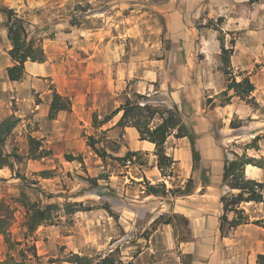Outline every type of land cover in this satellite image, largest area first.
Instances as JSON below:
<instances>
[{
    "label": "rangeland",
    "instance_id": "1",
    "mask_svg": "<svg viewBox=\"0 0 264 264\" xmlns=\"http://www.w3.org/2000/svg\"><path fill=\"white\" fill-rule=\"evenodd\" d=\"M21 1L17 8L19 11H13L26 22L29 36L41 39L45 61L56 65L58 73H69L77 90L82 87L85 90L92 81L103 86L100 97L103 116L135 93L144 95L153 105L175 104L179 110H183L185 121L192 116L208 114L206 117H213L209 125L206 123L207 129L214 131V142H219L226 149L228 159H232L237 152L258 160L262 167H259L260 174L256 181L264 184V115L260 118L259 113L254 111L253 115L240 114L242 119L237 114L229 118L219 110L224 106V97L218 93L211 98L213 94L205 90L203 77L207 72L204 67L206 65L214 70L216 56L219 57L217 68L221 74L216 77L211 75L212 83L224 81L227 85V75L220 69L221 49L217 50L212 43L218 41L221 48L222 40L225 48L234 49L237 36L221 30L223 18H211L210 11L205 10L210 0ZM3 8L7 7L0 0V28L4 27L6 20L1 12ZM56 34H61L58 35L60 39ZM243 42H250L253 52L264 51V41ZM261 66L264 64L254 66L253 72ZM231 72L236 81L244 74L234 71L232 66ZM45 78L41 76V80ZM27 96H21V106L12 101L11 108L23 114L20 118L10 116L17 119V124L5 141L4 151L11 155L13 169H9L10 174L6 178L0 176V206L11 211V232L16 240H20L24 221V209L19 204L21 197L40 202L42 206L58 205L53 223L39 226L29 239L34 243L37 254L31 264H72L67 261L71 254L95 261L114 250L123 261L134 264H177L178 257L181 264L188 261L175 249L165 250L162 234L154 233L159 225L166 223H153L159 216L152 223L149 222L160 209L167 210L176 203L189 206V203L180 202L176 192L166 197L159 196L158 199L144 198L147 193L142 174L154 164L155 158L152 152L140 151L130 158L131 162L115 159L125 155V148L131 151L138 140L131 139L125 129H109L117 116L103 128L94 129L90 122L80 131L84 142L87 136H94L96 148L104 149L109 156L102 159L86 145L87 151L79 155L80 160L68 161L65 155L70 153L63 152L58 141L49 139L58 146L53 149L52 142L43 143L39 138L41 134H48L50 119L37 120L33 113V102L47 103L49 95L32 91L33 102H29L30 97ZM242 101L247 104L245 100ZM247 106L253 110L259 108L257 104ZM259 112L264 114V106ZM93 113L99 115L97 110ZM231 121L238 127L232 128ZM30 137L40 143L36 152L43 150L49 154L36 159L29 157ZM256 137L257 146L248 148ZM179 141L170 137L165 145L166 153L171 155L173 152L178 159L177 169L181 164L189 167L192 163L191 154L185 153L183 147L178 145ZM210 142L211 139L208 142L199 140L197 148L201 155L200 168L207 165L212 171L211 164L215 158L221 161L222 152L215 146L212 150L211 144H208ZM114 143L120 147L117 152L111 151ZM255 170L248 165L245 171L252 174ZM199 171H193V176H190L194 182ZM185 173L178 169L174 177L172 170V176L163 178L162 182L152 183L147 178L146 181L150 184L164 183L166 189L174 191L187 181L181 182ZM148 175L151 173L148 172ZM90 179H95L96 183ZM202 192L204 190L200 189L198 194ZM67 203H77L89 207V210L67 214ZM194 203L200 204L201 201L192 198L191 204ZM206 203L210 205V202ZM174 222L176 224L177 221L174 219ZM260 224L264 225V219ZM172 230L177 241L181 225L172 227ZM5 256L6 246L0 235V263ZM206 263V258H199V264ZM191 264H195L194 258Z\"/></svg>",
    "mask_w": 264,
    "mask_h": 264
},
{
    "label": "crops",
    "instance_id": "2",
    "mask_svg": "<svg viewBox=\"0 0 264 264\" xmlns=\"http://www.w3.org/2000/svg\"><path fill=\"white\" fill-rule=\"evenodd\" d=\"M20 2L22 1L3 0V5L8 9L15 10L19 7L18 4ZM206 9L210 11L211 18H223L224 24L221 30L237 35L235 36L236 44L230 57V63L234 71H240L244 73L242 74L243 77L246 76L249 78L254 86V91L252 92L251 97H253L255 103L259 105V108L253 110L248 107L242 99L234 96L233 91L231 94H229L228 91V95L231 96L229 103L219 107L220 112H222L223 115H228L229 118H232L237 114L239 116L238 118L242 119V115H253L252 112L256 111L259 113L260 118H263L262 116L264 114L259 112V110L264 106V66H261L260 69L255 72H253V67L261 63L264 64V51L259 50L258 52H253L251 49L252 44L250 42L244 43L243 41H264V0L255 3H250L249 0H210V3L205 5V10ZM18 11L19 10L17 9L15 12ZM1 21L2 19L0 18V22ZM58 35L61 34H56L57 39H60ZM212 44L217 50L221 49L218 41H215ZM10 48L11 46L7 39L6 29L2 27L0 28V122L12 115H15L18 118L22 117V111H16L11 108L13 104L12 101L15 100L16 104L21 106V96L28 95L27 97H30L29 102H33L31 100L32 91L34 93L42 92L43 95H49L47 103L46 101L33 102V111H35L33 113H35V118H37V120H41L42 118L45 119L48 117L49 105L52 99L51 94L54 91L62 97L69 98L71 101V109L69 111L58 112L56 116L57 118L50 120L49 125H47L50 128L47 130L48 134H41L39 137L40 140L43 143H51L52 141H49V139L58 141L57 143L61 144L60 147L63 148V152L67 151L73 157L79 156L82 152H86V142H84L81 137L80 131L81 128H85L90 124L93 111L97 110L99 112V118L103 117V105L100 102V97L103 94V86L97 85L96 82L92 81L89 83V87L85 90L83 87L77 90L70 74L66 72L58 73L56 65L52 66L48 61L43 63L25 62L23 79L18 82L9 81L6 75V68L13 65L12 60L8 56V50ZM216 57L217 65L214 66V70L212 67L210 68L206 65L204 67L207 74L204 73L203 83L207 93L213 94L211 98L226 90L224 81L212 83L213 78H211V75L216 77L221 74V72H219L220 70L217 68L219 57ZM41 76H46L45 80H41ZM48 79L50 83L48 82ZM241 79L237 78V81H240ZM52 85L53 88H50ZM142 86L146 89L144 84H142ZM147 86L149 88L148 84ZM119 116L120 115H117V118L110 125L109 129H120L119 127H115ZM206 116H208V114L203 117L192 116L190 120H183L184 123L187 126L190 125L192 130L198 135L196 148L199 140L205 139L208 142V140L211 139L212 142L208 143L211 144V149L213 150L214 146L219 149V145L221 144L219 142H214L212 137L214 131L207 129V123L209 125V121L213 120V117ZM229 118L227 119L228 121ZM43 122L48 123L46 120ZM101 128H103V126ZM124 129L127 131V134L131 139L138 138V140H136V145L131 147V152H152L153 155L154 145L152 143L140 140L135 128L126 127ZM170 137L167 139L166 144H168ZM177 139H180L178 145L180 147L182 146L185 153L187 152L190 155L189 140L186 137ZM51 147L54 149L58 146L52 142ZM175 150H177V148ZM126 151H128L127 148H125V152ZM235 154L240 155L237 152ZM169 156L175 161L173 176L176 175V170L178 169L186 172L185 177H183V180L181 181L184 183L185 180L190 178L193 174L192 163L190 162V166L188 167L186 164L182 165V162H180L181 166L177 169L176 166L179 165V162L176 163V160L178 159L174 157L173 152ZM211 167L213 168V174L211 176L210 184L204 189V192L198 194L200 189H203L200 184L199 172L198 177L195 180L196 186L194 192L189 196H177L179 197L180 202L183 204L189 203V206L176 203L167 210L160 209L150 220L149 224L163 213L179 214L186 217L189 221L191 231V239L189 241L177 242L173 236L172 227L169 224L159 225L154 233L160 232L162 234L161 239L163 246L166 248L165 250L175 249L180 255H194L195 264H199L200 257L207 259L206 264H264V258L258 260V256L264 257V226L262 224L256 225L253 223L254 221H263L264 202L242 203L240 208L247 215L249 222L237 226L230 230L227 235L221 237L218 230V218L222 213V205L219 202V197L221 194H224L229 190L220 185L222 158L221 161L215 158ZM253 167L256 170L253 171L252 174H249L248 172L246 173L245 171V175L247 178L256 181L257 176L260 174V168L256 166ZM147 169L148 171H143V179H149L152 183L164 181L163 178L165 177L160 175V172L156 167V161H154V164ZM148 172L151 173L150 176L148 175ZM7 174H10L8 167L0 169V176H3L1 178H6ZM178 178L181 179L180 177ZM151 197L153 199H158L156 196L147 194L144 198L149 200ZM192 198H196L197 201H201V203L191 204ZM206 201L210 202V205H208ZM158 203L163 205L161 201H158ZM233 217V213L228 214L229 219H232ZM177 260V264H181L179 257ZM152 264L156 263L153 262Z\"/></svg>",
    "mask_w": 264,
    "mask_h": 264
},
{
    "label": "trees",
    "instance_id": "3",
    "mask_svg": "<svg viewBox=\"0 0 264 264\" xmlns=\"http://www.w3.org/2000/svg\"><path fill=\"white\" fill-rule=\"evenodd\" d=\"M261 0H249L250 3L259 2ZM5 14L6 20L4 27L6 29L7 39L11 48L8 50V56L13 62V65L6 68V75L9 81L18 82L24 76V64L27 61L35 63L45 62L46 56L41 44V39L29 36L26 22L12 10L3 8L1 10ZM232 43V41H231ZM233 45V43H232ZM233 48H225L221 40V67L222 72L227 75L226 90L220 93L224 97L222 105L229 102L230 97L228 91H233V95L239 97L249 105H256L253 97L254 86L248 77H243L240 81H236L231 72L230 57ZM145 99V100H144ZM143 100V102H141ZM71 102L68 98L60 96L56 92H52V99L48 110V119H55L58 112L69 111ZM120 115L115 127L121 130L126 127L136 129L140 140H145L154 145L153 155L155 156L156 167L162 177L172 176V170L175 161L171 156L167 155L165 144L170 136L175 138L186 137L190 143L192 171L200 169V184L203 190L209 186L212 176V171L208 166L200 168L201 155L196 148V140L198 135L192 130V127L187 126L183 120V110H179L175 104L171 106H158L151 104L144 95L135 93L132 98L126 97L124 101L110 113L99 118L96 113L92 114L91 123L94 129H100L103 125L109 123L115 116ZM156 122V123H154ZM192 123V122H191ZM17 124V119L7 117L0 122V169L8 167L13 169V164L10 161L9 154L5 153L4 145L8 136L11 134ZM193 124V123H192ZM232 128L238 127L234 121H231ZM105 133V131H102ZM258 137L249 144L248 148L256 147L255 141ZM29 157L36 159L47 156L48 151L36 152L39 147V141L34 138H29ZM97 141L94 136L86 137V145L90 147L95 154L100 158L105 159L109 156L106 151L96 148ZM111 151H118L119 146L113 144ZM222 152V172L220 177V185L226 187L229 191L221 194L219 202L222 205V213L218 218V230L220 236H225L228 232L241 224L249 222L247 215L240 208V205L245 202L259 203L264 201V184L253 179L247 178L245 175V167L252 165L262 167L261 163L255 158L248 157L245 154H234L232 159H228L226 149L219 145ZM138 152L127 151L123 157H115L119 161L131 162V157L136 156ZM18 159L17 155H14ZM68 161L80 160V156L73 157L65 155ZM95 184V179H90ZM145 181L147 195L156 197H166L173 192L178 193V196H189L195 189V182L192 177L188 178L183 187H179L172 191L166 189L164 183L150 184ZM19 204L24 209V221L21 225V239L16 240L11 232L12 215L11 211L6 207L0 206V235L6 246L5 260L0 264H31V260L37 258L36 248L34 243L29 239L34 234L36 229L41 225L52 224L56 218L55 211L58 208L56 204H47L42 206L40 202L29 201L26 197L19 199ZM89 210V207H82L77 203H67L65 212L73 214L77 211ZM233 213L232 219L228 218V214ZM174 219L177 221L176 224ZM153 223L171 224L173 228L181 225V230L178 232L177 242H186L191 239V231L189 221L186 217L179 214L160 215ZM256 225L260 221L253 222ZM264 226V225H263ZM18 259H17V258ZM188 261L183 264H191L193 255H184ZM263 256H258V260L263 259ZM72 264H134L132 261L125 262L117 254V251H111L103 257H99L95 261L86 256L71 254L67 260Z\"/></svg>",
    "mask_w": 264,
    "mask_h": 264
}]
</instances>
